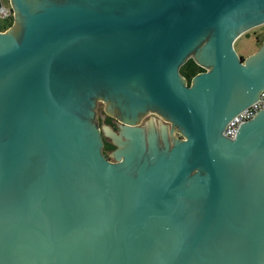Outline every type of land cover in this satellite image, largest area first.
Wrapping results in <instances>:
<instances>
[{
    "label": "water",
    "instance_id": "95a60500",
    "mask_svg": "<svg viewBox=\"0 0 264 264\" xmlns=\"http://www.w3.org/2000/svg\"><path fill=\"white\" fill-rule=\"evenodd\" d=\"M8 1L0 264H264V0Z\"/></svg>",
    "mask_w": 264,
    "mask_h": 264
},
{
    "label": "built area",
    "instance_id": "2783aa9c",
    "mask_svg": "<svg viewBox=\"0 0 264 264\" xmlns=\"http://www.w3.org/2000/svg\"><path fill=\"white\" fill-rule=\"evenodd\" d=\"M8 15H10L9 7L4 6L0 2V16L5 18ZM259 109H264V89L258 93L257 97L253 101L240 109L226 121L222 130L223 134L229 137L233 136L238 124L250 118Z\"/></svg>",
    "mask_w": 264,
    "mask_h": 264
},
{
    "label": "rangeland",
    "instance_id": "374dc122",
    "mask_svg": "<svg viewBox=\"0 0 264 264\" xmlns=\"http://www.w3.org/2000/svg\"><path fill=\"white\" fill-rule=\"evenodd\" d=\"M0 2L4 6L9 7L10 15L12 17V8L9 6V1L8 0H0ZM3 23H4V18H2L0 16V28L2 27ZM263 38H264V22L259 24V25L253 26V27L247 29L246 31L240 33V35L236 39H234L233 47L237 53L244 56L246 53H248V54L252 53L256 49L255 46L258 43L260 44V42L262 41ZM160 119H162V118H160ZM179 136H180V134H179Z\"/></svg>",
    "mask_w": 264,
    "mask_h": 264
},
{
    "label": "trees",
    "instance_id": "16d2710c",
    "mask_svg": "<svg viewBox=\"0 0 264 264\" xmlns=\"http://www.w3.org/2000/svg\"><path fill=\"white\" fill-rule=\"evenodd\" d=\"M11 21H12L11 15L6 16L4 18V23H3L2 27L0 28V30H3L7 26H9ZM202 70H204V68L201 67L200 65L196 64L192 60L191 57H187L177 68L178 74L181 77H183V79L185 80L186 84L189 83V80H190L192 75H194L195 73H197L199 71H202ZM113 147H114L113 144L107 142L106 140H102V150L103 151L109 150V149H113Z\"/></svg>",
    "mask_w": 264,
    "mask_h": 264
},
{
    "label": "flooded vegetation",
    "instance_id": "af4514ba",
    "mask_svg": "<svg viewBox=\"0 0 264 264\" xmlns=\"http://www.w3.org/2000/svg\"><path fill=\"white\" fill-rule=\"evenodd\" d=\"M258 45H259V43H258L255 47H257ZM99 106H100V107H99ZM99 109H100V110H99ZM98 110H99V114H102V115H103V117H102V124H106V125H108L109 128H110L112 131H114V132H116V130H119V128H118V127H117V126L111 121V119H112L113 121L119 123V124H121L122 122L116 120L113 116L104 113V111H103V109H102V104L97 105V107H96V109H95L96 124L99 126V128H100V119H99L98 114H97ZM148 116H152V117H154V118L160 119L157 115H155V114L149 112V113H146L144 116H142L141 119L139 120V122L136 123V125H140L141 122H142L143 120L147 119ZM160 120H161L163 123H166V124H167V130H169V123H168L167 121L163 120V119H160ZM100 133H101V138H102V139H101V148H100L101 153H102L105 157H107V158L109 159V156L106 154V151H109V150H112V149H109V150H105V151H103V150H102V140H106L107 142H109V143H111V144H112V142L108 139V137H105V136L103 135L101 128H100ZM176 133H177L176 131H173V134H176ZM110 160H111V159H110ZM112 160H113V158H112Z\"/></svg>",
    "mask_w": 264,
    "mask_h": 264
},
{
    "label": "crops",
    "instance_id": "0c3cea01",
    "mask_svg": "<svg viewBox=\"0 0 264 264\" xmlns=\"http://www.w3.org/2000/svg\"><path fill=\"white\" fill-rule=\"evenodd\" d=\"M239 35H240V34H239ZM239 35H238V36H239ZM238 36H237V37H238ZM237 37H236V38H237ZM236 38H235V39H236ZM233 41H234V40H233ZM232 46H233V43H232ZM233 48H234V47H233ZM234 50H235V49H234ZM236 53H237V52H236ZM237 55H239V56H241V57H245L246 55H248V53H246L244 56L241 55V54H239V53H237Z\"/></svg>",
    "mask_w": 264,
    "mask_h": 264
}]
</instances>
